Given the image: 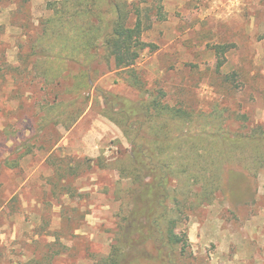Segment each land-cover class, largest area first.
<instances>
[{"label":"rangeland","instance_id":"1","mask_svg":"<svg viewBox=\"0 0 264 264\" xmlns=\"http://www.w3.org/2000/svg\"><path fill=\"white\" fill-rule=\"evenodd\" d=\"M119 8L145 44L127 70L103 47ZM151 101L191 119H124ZM145 122L177 264H264V0H0V264H160L133 234Z\"/></svg>","mask_w":264,"mask_h":264},{"label":"trees","instance_id":"2","mask_svg":"<svg viewBox=\"0 0 264 264\" xmlns=\"http://www.w3.org/2000/svg\"><path fill=\"white\" fill-rule=\"evenodd\" d=\"M119 17L113 23L111 32L108 34L106 29L105 40L103 42L104 48L112 56L115 60L116 67L118 69H132L139 58V54L133 53L134 48L144 49L145 44L139 39L141 33V26L138 24L135 28L129 26V14L125 12L123 9H118ZM94 32H101L103 29L101 27H94L89 29ZM89 34V32H88ZM84 37V36H83ZM102 38V37H101ZM95 38H92V34H90L87 45L90 48H93L96 43ZM83 48V46H82ZM84 49V48H83ZM82 50V49H81ZM133 85L142 89V82L139 77L133 71ZM153 100V99H152ZM154 101H151L150 104L144 103L141 104L138 108L134 106H127L125 120H130V118H140L150 117L152 120L154 115L149 112V107L154 108L156 110V114H158V118H156L155 127L164 129L165 127L174 126L175 111L170 106H164L162 103L154 104ZM178 116L185 123L189 122L191 118L188 117L187 112H178ZM140 123V121L138 122ZM147 122L140 124V129L137 132L136 138L133 140V156H134V165L135 172L138 174V177H134L135 182L138 183L137 178H141L142 182H140V191L138 192L139 199L142 201L141 211H135V215L139 218V222H134L133 229L134 232L140 233L142 239L151 241L155 245V249L157 252L156 260L160 262V264H177L176 259V251L180 248L182 243V239L175 233L176 225L178 226V221L176 219H169V209L167 203L171 200V195L168 191V183L166 181L167 178L173 179L175 176L174 170L171 167V160L168 158L162 160L159 157V153L156 149L150 147L145 142L141 143L140 141L143 139H147V132H145ZM154 129V128H153ZM144 130V131H143ZM172 132L170 129L169 132ZM153 136L151 135V138ZM159 137H157L155 142H159ZM179 137L172 139L167 137L164 139L167 141L169 146L174 141H177ZM211 138V136H210ZM198 138H191V141H196ZM153 140V139H147ZM247 143L255 145L254 143H262L264 141V137L255 139H247L245 140ZM227 142L239 143V141L230 139ZM174 150V149H173ZM173 161V160H172ZM149 178V182L143 184V179ZM178 202V201H177ZM175 204V202H174ZM178 206V205H176ZM137 228V229H136ZM132 244V242H131ZM131 246V245H130ZM135 247L133 245V261L137 258V253L135 251ZM121 255L117 252L115 255L116 261L112 262V264H120L118 263ZM120 262V261H119Z\"/></svg>","mask_w":264,"mask_h":264}]
</instances>
